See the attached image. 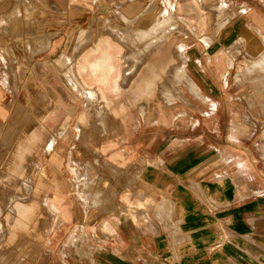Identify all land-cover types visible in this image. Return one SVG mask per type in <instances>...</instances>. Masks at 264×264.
I'll list each match as a JSON object with an SVG mask.
<instances>
[{"label":"crops","instance_id":"crops-1","mask_svg":"<svg viewBox=\"0 0 264 264\" xmlns=\"http://www.w3.org/2000/svg\"><path fill=\"white\" fill-rule=\"evenodd\" d=\"M119 1L111 0L112 4L116 5ZM87 5H89L87 0H72L71 9ZM137 7V4H132L129 7L131 13ZM196 7L200 10L198 6ZM177 8H181V5H173L171 9L174 11ZM61 10L63 11V7L59 0H0V20L8 22L0 27L2 29L6 26L12 30L9 34L4 33L8 36H22L21 41L25 48H20L25 53V59L19 62L20 67L25 69V75L23 81L19 83L25 86L41 85L32 70V67L38 71L44 70V64L40 61L47 62L57 73L58 66L64 67L62 72L67 83L74 93L81 96L80 101L86 104L85 112L77 119L78 141L80 139L83 143L78 147L95 149V155L83 152L84 157L80 161L86 159L84 167L86 171L93 169L92 163L98 160L104 167L105 176L100 188H105L108 182L106 177L109 178V188L103 191L104 199L98 201L95 197H100L101 191L94 189L93 194H85L79 189L78 191L83 197L86 213L90 214L97 210L101 228L109 234L117 232L119 235L117 246H101L92 254L93 251L90 249L88 264H264V183L260 179L240 181L238 177L229 174L217 172L207 174V166L216 164L218 159L209 157V152L201 149L197 143L190 146L185 154L175 156L176 163H171L168 169L166 163L165 166L159 163L162 158L156 155L157 157L153 158L146 168L138 166L135 176L125 177L123 170L118 171L120 178L110 175L111 173L116 175V168L124 165L129 158L140 163V155L134 153L132 157H128L127 151L121 150L107 157L109 148L103 145L102 150H98L97 142L109 139L111 142L109 146H114L121 134L130 135L140 118L137 113L131 110L128 112V109H133L132 106L137 104L142 116L146 115L144 105H150L149 110L157 111V114L167 122L169 116L167 114L177 107L174 86L166 82L169 66L163 62L158 64L146 62L144 67L147 68L144 70L143 65L137 67L128 63L126 47L122 40L125 37L129 42L128 39L131 37L130 43H134L136 37L120 26L111 28V33L99 30L93 40H89L86 33L83 37L80 31L79 41L74 49L72 48L70 55L63 54L54 62L48 56H44V59L39 58L38 55L47 47L50 49L49 54H52L56 50V44L50 45L46 42V47L39 48L43 38L34 36ZM164 10L170 13L168 8ZM190 10H193L191 6ZM50 12L54 15L51 16ZM242 12L238 20L226 22L228 28L220 42L232 43L233 47L238 48L235 56L244 53V59H254L264 52V24L246 10ZM120 17L127 19L125 14ZM28 22H32L31 28L23 29ZM140 24L144 27L141 30V40H147L148 45L155 48L154 51H159L168 38L162 44H158L159 34L153 27L160 24V19L155 25L148 26L149 19L142 17ZM197 26L200 33L204 32L208 28L206 17L201 15ZM194 29L195 27L192 28ZM200 37L208 47L214 40L207 35ZM6 48L0 47V53H11ZM186 49L185 43L178 45V51L183 59L181 72L186 78L187 86L202 99L205 95L192 76V72L197 71V65L188 64L190 56ZM65 56L72 57V62L67 61L66 64L61 60ZM32 59H35L33 65ZM262 59L264 61V54ZM1 60L8 71L12 66L9 67L6 57ZM213 60L220 65L227 64V67H231L235 59L231 58L226 62L225 55L219 51L214 54ZM263 61L260 65L264 64ZM134 66L137 68L132 69ZM0 67L3 68V65ZM10 72L9 74L13 76ZM6 83L11 85L14 95L18 82L11 79ZM79 88L86 92L93 91L86 94ZM39 90L30 94L34 95L35 101L38 102L34 106L30 105L34 109V115L31 111L28 118L30 123H26L21 131L17 129L13 131L35 134L38 144L34 147L43 148L46 143L45 149L52 153L55 147L60 148L54 144L51 136L48 138V134L51 130L59 136L66 134L76 115V108L73 101L65 100L61 95L57 97L54 93L41 88ZM179 92L183 96L180 88ZM38 93H41L44 101H39ZM51 95L55 96L56 104L53 106L48 102ZM1 97L2 93L0 121L9 119L13 108L14 114L21 112L22 106H17L16 103L10 112L5 111ZM119 97L123 99L113 105L112 101ZM98 102L102 103L103 108L111 109L115 114V117H106V128L100 124L99 119L95 121L91 119ZM240 110L241 107H238L232 125L237 132L246 130L249 126ZM100 114L103 115V111ZM105 130L109 132L106 133ZM112 135L117 137L114 142L111 141ZM10 144L8 139L3 140L1 149H8ZM30 148L31 145L24 144L19 149L25 156ZM61 156L60 153H54L51 158L62 164ZM43 164L42 173L50 174L46 161ZM171 170L178 173L177 180ZM75 173L78 179L82 178L86 182L85 174L82 175L80 171ZM55 181L54 189H46L47 191L40 193L39 196L54 197L56 192L61 190L56 178ZM257 184L263 185V189ZM86 197L88 198L85 199ZM49 208L57 214V222L54 229L41 240H51V233L57 231L58 224L63 219V212L58 205L53 204ZM36 210L37 202L28 199L11 204V209L7 213L15 216L0 217V231L8 229L6 240L0 242V260L6 255L5 259L0 261L1 264H13L15 259L19 262L20 252L29 254L36 248L39 240H33L31 235V223L35 221ZM2 211L0 206V213ZM1 219H4L3 226ZM22 228L23 234L17 236L15 231ZM70 240L75 243V240H78L77 235L73 234ZM84 249L85 246H81V250ZM86 251L88 252L87 249Z\"/></svg>","mask_w":264,"mask_h":264},{"label":"rangeland","instance_id":"rangeland-1","mask_svg":"<svg viewBox=\"0 0 264 264\" xmlns=\"http://www.w3.org/2000/svg\"><path fill=\"white\" fill-rule=\"evenodd\" d=\"M59 1L63 11H58L55 17H51L41 32L34 36L43 38L39 48L46 47L48 42L50 45L56 44V50L49 54L50 49L47 47L38 55L39 58L44 59V56H48L54 62L63 54L70 55L72 48L74 49L79 41V32L82 30L89 40H93L99 30L111 33V28L120 26L136 37L134 43H130L131 37L128 39L129 42L125 37L122 40L126 47L128 63L137 67L143 65L144 70L147 68L144 67L146 62L149 64L163 62L169 66L166 82L174 86L177 107L167 114L169 115L167 122L157 114V111H150V105H144L146 115L142 116L137 104L132 106L133 109H128V112L131 110L140 118L130 135L121 134L114 146H109L111 144L109 139L97 142L98 150L107 145L109 148L107 157L121 150H126L128 157H132L134 153L140 155V163L129 158L124 165L116 168V175L111 173V176L120 178L118 173L120 170H123L125 177L135 176L138 166L146 168L149 162L157 157L156 155L162 158L159 163H163L164 166L166 163L168 169L171 163H176L175 156L185 154L190 146L197 143L201 149L209 152V157L218 159L216 164L207 166V174L216 172L229 174L238 177L240 181L244 179L251 181L256 178L264 183V64L258 63L263 61L264 52L254 59H244V53L234 55L238 48L233 47L232 43L220 42L228 28L226 22L238 20L243 10L255 15L256 20L264 24V0H117L120 5L112 4L111 0H87L89 5L73 10L72 0ZM132 4H137L138 7L131 13L129 7ZM173 5H181V8L173 11L171 9ZM164 8H168L170 13ZM50 14L54 15L52 12ZM124 14L127 19L124 17L121 19L120 16ZM201 15L206 17L208 28L200 33L197 25ZM142 17L149 19L148 26L155 25L160 19V24L153 29L157 31V27H161L159 39L162 43L168 38L159 51H154L155 48L149 46L147 40H141V30L144 29L140 24ZM31 23L28 22L23 29H30ZM11 31L6 26L2 29L0 27V47L2 49L5 46L11 52L0 53V60L6 57L9 67L12 66L7 71L2 60L0 62V65H3V68L0 67V93L3 94L1 102L7 112L11 111L15 103L22 106V110L16 112L15 116L13 108L10 118L0 121V206L3 210L0 217L15 216L7 213L11 209V204L34 199L37 202V214L35 221L31 223V235L33 240H39L34 251L29 254L20 252L18 254L20 261L16 262L15 259L13 264H88V253L91 250L92 254L101 246H117L119 235L117 232L109 234L101 228L97 210L90 214L86 213L83 197L78 191L79 189L85 194H93L94 189L101 191V196L95 197L98 201L104 199L103 191L109 188L108 177L105 188H100L105 176L104 167L98 160L92 163L93 169L86 171L84 168L86 159L80 161L84 157L83 152L95 155V149L78 147L83 143L80 139L78 141L77 119L87 107L85 102L80 101L81 96L74 93L67 83L62 72L64 67L58 66L57 73L47 62L40 61L44 64V70L38 71L33 67L32 70L41 85L25 86L19 83L23 81L25 75V69L20 67V62L25 59L22 50L25 47L21 41L22 36L4 34ZM200 35L214 39L210 47L204 44ZM181 43L187 46L186 51L190 56L188 64L197 65V71L192 72V76L200 85L205 99L194 94L185 83L186 78L181 72L183 59L178 51V45ZM88 44L89 42L86 43ZM219 51L225 55L226 62L231 58L235 59L233 66L220 65L213 60L214 54ZM68 59L71 63L72 57L68 56ZM34 62L35 59H32V65ZM64 62L68 63L66 59ZM137 67L134 66L132 69ZM11 79L18 82L14 95L11 85L6 83ZM40 88L54 93L57 97L61 95L65 100L73 101L76 108V115L66 134L59 136L54 130L48 134V138L51 136L54 144L60 148L55 147L52 153L45 149L46 143L43 148L34 147L38 144L35 134L20 132L26 123H30L28 118L34 110L30 105L38 103L35 101L36 97L30 94L40 91ZM179 88L183 91V96L180 95ZM54 98L55 96L51 95L48 101L52 106L56 104ZM38 99L40 102L44 101L41 93H38ZM122 99L123 97L116 98L112 101L113 105ZM151 102L154 103L153 100ZM97 105L91 119L94 121L99 119L100 124L106 128V117H115V114L111 109L103 108L101 102ZM238 107H241L240 112L249 125L241 132L235 131L232 126ZM102 111L103 115L100 114ZM10 129L12 132H9ZM13 129L20 131L14 132ZM111 138L113 142L117 140L114 135ZM7 139L11 143L9 148L1 149V142ZM24 144L32 146L25 156L19 149ZM54 153L62 155L60 158L62 164L51 158ZM44 161L50 172L48 175L42 173ZM77 171L85 174L86 182L82 178H77L75 173ZM171 172L176 175L177 180L178 173L175 170ZM55 178L58 184L60 183L61 190L56 192L54 197L39 196L40 193L46 192V189L56 187ZM257 186L263 189V185ZM53 204L62 210L63 219L58 224L57 231L51 233V240H41L56 225L57 214L49 208ZM3 220L1 219L2 226ZM23 232V228L15 231L17 236ZM7 234V228L0 231V242L6 240ZM73 234L78 237L75 243L70 240ZM81 246H85V249L81 250ZM8 249L10 250L9 247ZM5 257L6 255L1 260Z\"/></svg>","mask_w":264,"mask_h":264},{"label":"bare ground","instance_id":"bare-ground-1","mask_svg":"<svg viewBox=\"0 0 264 264\" xmlns=\"http://www.w3.org/2000/svg\"><path fill=\"white\" fill-rule=\"evenodd\" d=\"M3 18H5L6 19V17H3ZM9 19V18H8ZM8 19H6V20H8ZM16 19H18V18H16ZM8 22H6V21H1L0 20V25H5V24H7ZM8 26V25H7ZM13 26V25H12ZM164 28H165V26H164ZM160 30H161V27L159 28V27H157V32H158V34L160 33ZM163 30V29H162ZM149 31V30H148ZM151 31V30H150ZM146 32V31H145ZM152 32V31H151ZM148 33V32H147ZM150 33V32H149ZM85 33H84V31L82 30L81 31V35L83 36ZM159 36H160V34H159ZM84 37V36H83ZM159 39V38H158ZM160 40V39H159ZM162 42L161 41H159L158 42V44H161ZM7 49V48H6ZM9 53V52H8ZM64 57V56H63ZM65 59L68 61L69 59H68V56H65V58L64 59H61V60H63V61H65ZM4 61H6V60H4ZM262 61V60H261ZM7 63V62H6ZM256 63V62H255ZM260 63V62H259ZM264 63V62H263ZM262 64V63H261ZM69 71H71L72 72V70H69ZM68 71V72H69ZM73 73V72H72ZM76 75V74H75ZM73 77V76H72ZM159 78V77H158ZM76 84H78V83H76ZM83 85V84H82ZM80 87H81V85H80ZM83 87V86H82ZM79 89H81L82 91H85V90H83L82 88H79ZM85 89V88H84ZM91 91H93V90H91ZM91 91H85L86 92V94L87 93H89V92H91ZM84 93V92H83ZM92 93H94V92H92ZM94 95H95V93H94ZM88 96V95H87ZM89 97V96H88ZM87 97V98H88ZM91 98V97H90Z\"/></svg>","mask_w":264,"mask_h":264}]
</instances>
